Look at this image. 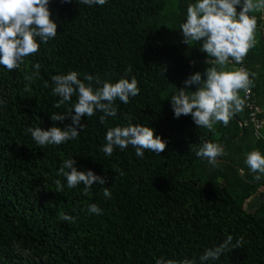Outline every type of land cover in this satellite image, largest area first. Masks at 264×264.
<instances>
[{
    "label": "trees",
    "instance_id": "obj_1",
    "mask_svg": "<svg viewBox=\"0 0 264 264\" xmlns=\"http://www.w3.org/2000/svg\"><path fill=\"white\" fill-rule=\"evenodd\" d=\"M195 2L107 0L87 6L79 0H49L55 38L47 43L36 38L39 51L17 69L0 65V264H155L161 258L201 264L205 249L228 235L233 242L243 238V247L205 264H264V174L252 173L245 163L253 150L264 155V140L253 135L251 124H241L248 109L234 114L227 126L217 122L210 132L197 128L190 115L174 117L170 105L186 78L195 72L203 78L212 66L200 43L182 42L180 25L188 4ZM252 15L257 45L243 64L264 125V17ZM237 66L230 63L225 70ZM71 71L86 84L89 74L102 82L134 77L139 95L127 104L117 99V115L103 124V113L82 117L76 139L40 148L29 127L71 124L70 117L50 119L77 101L73 95L57 108L60 98L52 94L51 77ZM98 86L92 82L93 89ZM129 123L152 128L166 142L165 150L160 155L145 150L141 158L129 145L105 155L107 130ZM203 140L224 149L215 166L195 155ZM68 158L78 171L90 169L106 183L94 184L86 195L83 184L68 188L56 174ZM57 179L63 193L56 192ZM105 187L111 198L103 195ZM255 195V206L247 208ZM90 204L102 214H90ZM63 213L74 220L62 221Z\"/></svg>",
    "mask_w": 264,
    "mask_h": 264
},
{
    "label": "clouds",
    "instance_id": "obj_2",
    "mask_svg": "<svg viewBox=\"0 0 264 264\" xmlns=\"http://www.w3.org/2000/svg\"><path fill=\"white\" fill-rule=\"evenodd\" d=\"M80 3L92 6H103L107 0H79ZM49 0H0V65L12 71L20 67L25 57L37 53L40 43H47L57 34V23L50 18ZM241 6L237 12L236 6ZM264 10V0H196L187 6L186 19L180 25L183 43H200V50L208 59L207 64L212 65L202 74L195 72L184 80L185 88L171 95L170 105L173 115H190L197 128L214 130L217 122L228 125L232 116L242 112L245 100L239 95L243 90L250 91L253 80L243 68L225 70L230 63L240 64L249 50L255 45L256 18L249 15L252 12ZM39 38L40 43L37 42ZM39 68V64L34 66ZM131 71V69H129ZM253 76L255 74H252ZM27 79H31L28 77ZM54 87L52 94L60 99L55 104L59 108L70 102L73 95L77 101L71 108L63 113H53L52 121H63L71 118V124L65 128L52 126L47 130L29 127L36 146L44 148L48 145H60L78 137L84 124L81 118L92 117L97 112L103 113L99 117L103 124L108 117L117 115L114 106L118 99L123 104L129 103L130 97L139 95L138 81L121 78L116 82L101 81L99 77L86 75L88 84L78 79V73L71 71L64 75L51 77ZM98 87L93 89L92 82ZM196 85V90H188ZM47 87V85H45ZM106 144L103 152L111 156L115 147L121 150L131 145L135 155L143 158L145 150L160 155L166 142L159 136H154L153 129L141 124L129 123L127 126L111 127L105 134ZM224 149L218 143L203 140L201 146L195 150L197 157L204 158L209 164L215 166L217 158L223 156ZM76 161L72 158L64 160L57 171V176H63L68 188L84 185L86 195L94 184L104 185L106 178L95 174L92 170L78 171L74 166ZM245 163L252 173L264 174V155L253 150L246 155ZM255 179H259L257 175ZM56 192L63 193L64 185L59 179L55 180ZM103 195L111 198L110 190L105 187ZM90 214L100 215L102 209L96 204L88 205ZM64 222L73 221L74 218L66 213L61 214ZM243 247V238L233 242V236L228 235L217 246L205 249L199 257L201 264L210 260H218L225 252ZM26 254V253H25ZM155 264H194L191 259L179 262L172 259H157Z\"/></svg>",
    "mask_w": 264,
    "mask_h": 264
},
{
    "label": "built area",
    "instance_id": "obj_3",
    "mask_svg": "<svg viewBox=\"0 0 264 264\" xmlns=\"http://www.w3.org/2000/svg\"><path fill=\"white\" fill-rule=\"evenodd\" d=\"M249 15L253 16L252 13H250ZM256 45H257V41L254 46ZM240 68H243L244 70H246L245 64H243V62L240 63L239 66L236 67V69H240ZM242 99L245 100V107L248 109V113H247V118L241 124L242 125L251 124L254 130L253 135H255L257 139L264 140V137L262 134V131L264 130V125L262 121L259 119V115L262 114L263 109L255 101L251 88L248 93H245L243 91Z\"/></svg>",
    "mask_w": 264,
    "mask_h": 264
},
{
    "label": "rangeland",
    "instance_id": "obj_4",
    "mask_svg": "<svg viewBox=\"0 0 264 264\" xmlns=\"http://www.w3.org/2000/svg\"><path fill=\"white\" fill-rule=\"evenodd\" d=\"M228 69H231V67H229ZM257 201H258V199H257L256 195H255V197H251L249 200H247V203H246L247 208L253 209L252 207L255 206Z\"/></svg>",
    "mask_w": 264,
    "mask_h": 264
},
{
    "label": "crops",
    "instance_id": "obj_5",
    "mask_svg": "<svg viewBox=\"0 0 264 264\" xmlns=\"http://www.w3.org/2000/svg\"><path fill=\"white\" fill-rule=\"evenodd\" d=\"M258 12H262V15H263V17H264V10H261V11H258ZM255 64V63H254ZM234 70L236 69V67L235 68H233Z\"/></svg>",
    "mask_w": 264,
    "mask_h": 264
},
{
    "label": "water",
    "instance_id": "obj_6",
    "mask_svg": "<svg viewBox=\"0 0 264 264\" xmlns=\"http://www.w3.org/2000/svg\"><path fill=\"white\" fill-rule=\"evenodd\" d=\"M242 62H243V61H242ZM242 62H241V63H242Z\"/></svg>",
    "mask_w": 264,
    "mask_h": 264
}]
</instances>
